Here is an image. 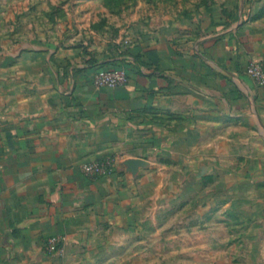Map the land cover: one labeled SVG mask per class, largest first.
<instances>
[{"label":"crops","instance_id":"0c3cea01","mask_svg":"<svg viewBox=\"0 0 264 264\" xmlns=\"http://www.w3.org/2000/svg\"><path fill=\"white\" fill-rule=\"evenodd\" d=\"M210 11L194 44L146 32L97 62L36 37L1 42L0 264L102 262L135 227L139 177L168 165L197 182L223 172L264 210V86L246 74L249 61L264 65V22L242 2ZM115 68L125 86H93ZM105 157L112 173L82 174ZM55 235L63 254L45 250Z\"/></svg>","mask_w":264,"mask_h":264},{"label":"rangeland","instance_id":"374dc122","mask_svg":"<svg viewBox=\"0 0 264 264\" xmlns=\"http://www.w3.org/2000/svg\"><path fill=\"white\" fill-rule=\"evenodd\" d=\"M240 2L264 22V0H0V46L6 38L31 36L96 62L116 58L146 32L187 46L202 33L211 8ZM168 166L139 177L129 205L135 227L98 264H264V210L244 203L223 172L204 173L197 182L196 172Z\"/></svg>","mask_w":264,"mask_h":264},{"label":"built area","instance_id":"2783aa9c","mask_svg":"<svg viewBox=\"0 0 264 264\" xmlns=\"http://www.w3.org/2000/svg\"><path fill=\"white\" fill-rule=\"evenodd\" d=\"M246 74L251 77L258 85L264 86V65L261 62L249 61ZM129 74L125 68L107 69L97 74L93 79L95 88H118L128 83ZM115 167L113 158L105 157L97 161L84 164L81 167L82 174L88 179H98L112 173ZM66 237L55 235L47 238L44 242L45 250L48 253L63 254L65 250Z\"/></svg>","mask_w":264,"mask_h":264}]
</instances>
